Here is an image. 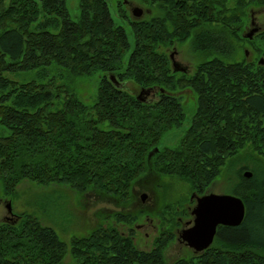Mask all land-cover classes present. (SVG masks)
I'll return each mask as SVG.
<instances>
[{
	"label": "trees",
	"instance_id": "16d2710c",
	"mask_svg": "<svg viewBox=\"0 0 264 264\" xmlns=\"http://www.w3.org/2000/svg\"><path fill=\"white\" fill-rule=\"evenodd\" d=\"M139 1L152 8L153 0ZM79 7L73 21L65 0H0V182L6 194L28 179L129 202L134 183L151 175L184 179L203 194L241 150L250 159L264 158V63L258 62L264 60V27L252 40L241 36L250 9L264 7V0L172 1L157 19L149 14L139 20L118 8L129 30L114 21L107 0H79ZM176 36L191 39L201 52L231 53V38L242 40L256 56L235 62L214 57L189 75L174 73L160 47ZM203 44L208 46L201 50ZM52 64L66 71L70 84L99 73L94 102L84 104L68 85L53 90L51 81L8 75L39 70L42 77ZM109 75L141 89L196 94L177 146L159 142L186 118L181 96L162 93L158 102H143L115 87ZM58 92H65L63 99L56 100ZM235 180L231 194L243 200L244 219L217 226L203 252L170 261L163 233L146 250L115 225L72 237L68 246L50 226L21 214L0 221V264H62L67 252L77 264H264V169H252L249 178L237 171ZM164 208L178 210L167 203ZM113 216L128 224L136 219Z\"/></svg>",
	"mask_w": 264,
	"mask_h": 264
},
{
	"label": "rangeland",
	"instance_id": "374dc122",
	"mask_svg": "<svg viewBox=\"0 0 264 264\" xmlns=\"http://www.w3.org/2000/svg\"><path fill=\"white\" fill-rule=\"evenodd\" d=\"M107 2L109 12L114 21L124 25L126 30H129V27L126 26L124 21L116 14L115 1L107 0ZM65 3L70 19L77 21L80 15L79 0H65ZM140 3L143 4L142 2ZM139 8L144 12L141 7ZM251 10L253 11L248 13V17L250 18L241 31L242 37H244L243 34L253 27L259 26L260 30L264 27V7H257ZM145 13H149L148 9L145 10ZM256 33L258 32H255L250 40L255 38L254 35ZM129 39L132 47L133 40L131 34H129ZM231 42L234 47L231 53L196 51L193 48V41L191 42V39H187L186 47H188L187 49L191 55L190 58H196L193 65L214 57H218L224 62L240 61L244 56L249 60L255 58L256 54L251 50L246 41L231 38ZM207 46V44H203L200 48L204 50ZM245 51H247V55H245ZM37 71L39 70L8 75L18 81L30 79H35L41 83H48L51 81L54 83L53 90H55L57 86L63 88L68 85L73 90L75 96L84 104L91 105L94 102L98 87L99 73L91 76L74 78L72 84H70V78L66 71L54 64L46 67L45 76L39 77ZM124 87L128 92L134 95H138L141 90L138 85L129 80L125 83ZM58 94L59 97L56 98V100L63 99L65 96V92H58ZM175 94L181 96V104L185 111L186 118L179 129L163 135L159 142L160 147H175L178 145L184 129L188 126L191 115L195 109L196 94L194 92H191L188 88H179L176 90ZM59 105L60 103L57 101L55 107ZM247 153L248 150L243 149L234 158L228 160L226 165L221 169L220 175L216 177L215 181L208 187L205 193H231V187L237 182L235 180L237 171H240V174H244L245 172H251L252 174V169H264V158L257 155L254 159H250L246 156ZM228 178L230 182L227 181ZM148 179L149 178L141 179L134 183L132 186L133 198L129 202L116 201L113 199L104 200L92 191L78 193L67 185H43L28 179L22 180L17 185L13 194H6L0 182V221L4 222L6 220L4 219V216H8L6 204L10 202L14 215L9 220L21 214L36 217L42 224L50 226L56 232L59 239L68 246L72 237L86 235L99 225H115L121 233L125 235L130 234L132 236L131 238L136 247L147 250L153 246L152 244H154L155 237H157L162 230L170 227L169 223L172 217L176 220L178 216H182L179 229L186 226L185 221L189 218L183 214L182 208H185V206L187 207V205L191 203L190 201L194 198L196 193L190 190L189 183L186 180L178 177L165 176L160 179V177L156 175H151L152 180ZM191 194H194L192 198ZM142 195H144V198H142ZM166 203L171 204L172 207L176 205L178 210L174 211L172 210L173 208L165 209L164 206ZM116 212H120L123 215H133L136 219L129 224L124 220L117 222L113 216ZM190 225H192V222ZM186 245H181V243L177 241H171L165 247V257L171 261L177 255L186 256L190 253L196 254L193 248ZM62 264L77 263L70 253L67 252L63 258Z\"/></svg>",
	"mask_w": 264,
	"mask_h": 264
},
{
	"label": "water",
	"instance_id": "95a60500",
	"mask_svg": "<svg viewBox=\"0 0 264 264\" xmlns=\"http://www.w3.org/2000/svg\"><path fill=\"white\" fill-rule=\"evenodd\" d=\"M131 12L134 16H139L142 13L138 6L133 7ZM257 31L258 28L253 27L243 34V36L251 39ZM245 55H247V51H245ZM258 62L260 64L264 63L263 57H260ZM173 71H186V69L174 62ZM110 78L117 86H122L116 83L113 76H110ZM149 90H141L138 98L142 94H147ZM193 195L191 194V198ZM142 198H144V195H142ZM6 208L9 217H12L13 212L10 202L6 204ZM191 214L193 215L192 225L184 228L180 236L195 251H202L212 243L217 226H236L242 222L244 217V203L240 197L231 193L207 192L196 196L195 205L192 208Z\"/></svg>",
	"mask_w": 264,
	"mask_h": 264
},
{
	"label": "flooded vegetation",
	"instance_id": "af4514ba",
	"mask_svg": "<svg viewBox=\"0 0 264 264\" xmlns=\"http://www.w3.org/2000/svg\"><path fill=\"white\" fill-rule=\"evenodd\" d=\"M114 1H115L116 10H118V8H120L122 11L126 10V13L128 14L129 20H139V19H144L146 17V15H149V14L153 15V17L157 19L160 15V12H161L164 4H167L168 2H172V1L173 2L174 1L184 2L187 0H153L151 9H149L145 5L141 4L138 0H119V1L114 0ZM135 6L141 7L144 12L140 13L139 16H134L131 12V9ZM147 9L149 11L148 14L145 13V10H147ZM251 11H253V10L250 9V12ZM123 13L125 14V12H123ZM116 14L118 16V13H116ZM121 16H123V15H121ZM122 18H120V19H122ZM123 20H125V19L123 18ZM257 28H258L257 32H259L260 31L259 26H257ZM166 42L167 43L164 44L163 46H161L160 49H161V51L165 52L167 59H168V63L170 65L172 71H173V63L175 62V63H178L179 66L185 68L186 71L185 72H182V71L174 72L173 71L174 73H180V74H185V75L191 74L193 72L194 67H195V65H193V63L196 61L195 60L196 58H190L191 55L189 53V50L187 49L188 47H186L187 46V43H186L187 40L186 41H179L178 36H176V37L169 38ZM162 93L176 95L175 93H168V92H163L161 90H155L154 92H152L148 96H143L141 101H143V102H158L161 99L160 95ZM196 194L199 195L198 193H195L194 198H192V200L190 201L191 203H189L187 205V207L185 206V208L183 209L185 216H188V218H189L188 220L185 221L186 226L179 229V226L181 225V222H182V216H178L175 220L176 222H170L169 223L170 227L169 228L167 227L160 232L169 238V241L167 242V244H169L171 241L172 242L177 241V242L181 243V245H186V243L180 239V234H181V231L184 228L188 227L193 220V215L191 214V211L195 205ZM4 219H7V217L4 216ZM155 240H156V237L154 239V242H155ZM180 256H182V255H177L176 257H180ZM176 257H174V258H176Z\"/></svg>",
	"mask_w": 264,
	"mask_h": 264
},
{
	"label": "bare ground",
	"instance_id": "6f19581e",
	"mask_svg": "<svg viewBox=\"0 0 264 264\" xmlns=\"http://www.w3.org/2000/svg\"><path fill=\"white\" fill-rule=\"evenodd\" d=\"M141 12H142V10H141ZM182 72H185V71H182ZM110 76H113L114 77V79H115V81H116V83H119V84H121L122 86H117L116 84H115V82L110 78ZM108 78H109V80L115 85V87H117V88H119V89H122V88H124V86H125V84L123 83V82H120L117 78H116V76L115 75H109L108 76ZM146 89H148L149 90V88H143V89H141V90H146ZM141 90H140V92H141ZM140 92H139V94H140ZM152 92H154L153 91V89H150L149 90V92L147 93V94H142L141 95V97H139L138 98V95H137V98L139 99V100H141L142 99V97L143 96H148L149 94H151ZM244 177H246V178H249V177H251V172H245L244 174ZM244 203V202H243ZM7 209V208H6ZM14 214H12V216H13ZM11 216V215H10ZM244 216H245V205H244ZM12 217H9V214H8V216H7V219L6 220H9V219H11ZM243 219H244V217H243ZM243 221V220H242ZM241 224V223H240ZM239 224V225H240ZM223 226H226V225H223ZM236 226H238V225H236ZM215 236H216V234H215ZM215 236H214V238H213V241H212V243L214 242V239H215ZM180 239L182 240V241H184L182 238H181V236H180ZM185 243H186V241H184ZM212 243L209 245V246H211L212 245ZM187 244V243H186ZM188 245V244H187ZM189 246V245H188ZM208 246V247H209ZM190 247V246H189ZM207 247V248H208ZM192 248V247H191ZM206 249V248H205ZM204 249V250H205ZM195 251V250H194ZM196 253H198V252H201V251H195ZM202 252H203V250H202Z\"/></svg>",
	"mask_w": 264,
	"mask_h": 264
}]
</instances>
